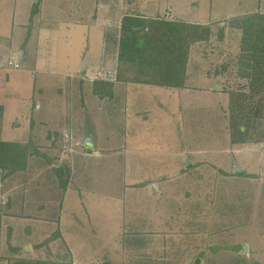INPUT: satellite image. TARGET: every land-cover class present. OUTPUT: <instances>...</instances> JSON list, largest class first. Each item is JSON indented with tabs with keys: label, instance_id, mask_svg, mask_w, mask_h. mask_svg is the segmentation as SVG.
Instances as JSON below:
<instances>
[{
	"label": "rangeland",
	"instance_id": "obj_1",
	"mask_svg": "<svg viewBox=\"0 0 264 264\" xmlns=\"http://www.w3.org/2000/svg\"><path fill=\"white\" fill-rule=\"evenodd\" d=\"M6 1L10 6L3 9L5 4L2 3L0 32L5 36L14 35V44L21 41L17 45L20 51V45L24 43L22 37L26 33L25 30L27 31L25 27L32 17L29 7L31 0ZM76 1L62 0L59 4L49 0L38 1L41 13L39 15L40 11L38 12L39 22L32 31L31 43L34 44L31 45L35 50L33 53L41 55L40 68L31 65L27 56L22 61L21 53L9 50L0 52V140L25 141L32 132L34 137L38 136L42 141L44 134L40 136L39 132H45L51 127L50 134H52L53 130L59 129L46 124L43 127L36 124V128H31L34 122H55L54 114L57 108L45 107L39 112L38 103L35 104V101L28 99L30 89L35 85L37 88L49 90L45 82L51 73L47 71H65L68 61L74 60L76 55H81L87 46L89 47L86 56H89L91 61L90 73L84 76L81 74L80 77H86L90 82L97 77L116 81L115 74L113 75L115 72L113 61L106 63L105 60L106 67L100 69L102 32L99 28L90 25L92 21H88L84 27L74 25L81 22V18L91 20L92 13L100 15V9H103L101 24L110 32L116 33L124 15L142 14L153 18L203 23L212 27L213 34L209 41L198 42L191 47L187 68L186 93L190 97L189 102L193 101L190 100L192 98L199 99L200 104L196 107L195 102L186 103L182 100L179 105L181 110L178 109V113L170 114V111H166L163 113L165 119H161L159 113L156 120L159 123L162 120L164 122L162 129L169 130L175 137L173 143L169 145L174 148L171 150V160H175L177 165H172L167 174H130L125 167L123 168V162H135V158L127 152V149L120 147L125 143L122 141V135L131 127L132 122L135 124V106L130 102L127 105L125 101V104L121 105L119 98L116 102L105 99L99 106L96 96H91L90 99V95H87L89 97L86 99L87 109L83 110L81 94V98L76 96L73 100L76 106L72 111L71 108L69 112L67 111L68 117H58L57 122L66 123L60 127L62 139L66 140L63 150L55 152L50 146H45V150L48 151V155L58 157L57 165L65 166L69 163L70 166L79 168L78 179L86 182L87 185L84 187L88 189L84 192L89 193L86 195L85 204L78 201L79 198L76 201L71 197L72 204L67 209L68 213L74 215L73 220L77 221L78 225L82 219L87 225L86 229L90 226L87 221L85 222L83 214L90 210L93 223L101 219L102 222L98 225L102 226L105 219H108L112 223L113 233H116L120 226L124 231L121 238H111L113 241L96 238L92 236V232L88 238L91 242L89 247L85 241L86 237H78L85 232L79 231L76 237L72 234L73 237L67 239L68 249L72 250L73 241H75L72 245L74 251L85 242L87 247L81 249L84 252L82 256L97 255L92 262L96 264H264V142L240 145L231 142L228 93L222 90L225 73L221 71L224 65H233L232 61L239 51L240 32L238 29L227 27L228 18L264 12V0H101V4L98 0H93L92 3L91 0ZM15 2L16 12H14ZM8 8L13 9L12 13H7ZM9 22L15 23L16 29L13 33L10 31ZM33 22L34 19L31 25ZM221 28H224V31L220 39ZM84 43L86 46L83 49ZM71 55L74 57L69 58ZM107 56L109 57L110 54ZM9 58L18 60L21 67L8 66ZM32 70L36 75L35 78L31 76ZM219 72L221 73L217 76ZM115 85L117 97L129 91L127 88L130 85L125 82H117ZM71 94L77 92L70 89L69 100L73 99ZM46 113L53 116L45 118ZM85 116L93 121L90 124L86 119V129H90V132L96 129L94 121L96 126L97 121L98 124L99 121L103 124L100 126L103 128L100 143L110 150L92 152L80 159L75 156L73 150L72 139L78 134L72 124L83 123L86 121ZM76 129L78 131V128ZM112 131L114 133H111ZM95 132L98 134V130ZM127 132L130 133L131 130ZM153 132L158 133L159 128L154 129ZM81 134L84 143L88 137L87 134L83 136V132ZM187 147L188 151L185 150ZM179 150H183L182 156H179L181 154ZM184 157L191 161L189 165L184 163L186 162ZM37 166L35 160L30 164L31 168ZM30 174L32 171L27 175ZM20 175L19 172L13 174L11 178L16 184L15 187L11 189L2 185L0 194L5 192V197H8L11 193L20 198L22 180ZM41 179L43 180L41 182L50 188L44 175ZM144 181L150 184L141 187L146 193L144 198L142 195L137 198L142 211H146L149 200L168 201L171 195L169 204L172 224L169 226L168 223L162 228L161 221L157 229H164L168 233V237H164L163 248L159 245L160 240H155L156 237L146 238V241L155 240V242L150 246L145 241L144 250H141L142 245L135 243L137 237H140L139 232L148 228L145 225L143 229H138L141 223L132 221L138 217V214H135V202L129 201V198H134L132 190H135V183ZM151 181L158 182L162 191L157 196L148 197L147 193L149 194L155 186ZM39 192L43 195L47 191L42 190L40 186ZM31 193L28 197H31ZM36 194L37 192H34L35 197ZM104 198L107 199L108 204L96 202L106 201ZM26 200L31 202L30 198L26 197ZM19 203L20 200L17 204ZM2 211L3 208L0 207V212ZM105 212L107 213L102 214ZM179 215L185 221L179 222ZM1 227L5 229L6 224L0 223ZM152 229L156 230V226ZM102 234L104 233L101 232ZM232 246H240V249H233ZM245 246L247 249L243 251ZM57 252L55 257H50L54 264L75 263L74 258L71 259L65 251Z\"/></svg>",
	"mask_w": 264,
	"mask_h": 264
},
{
	"label": "crops",
	"instance_id": "obj_2",
	"mask_svg": "<svg viewBox=\"0 0 264 264\" xmlns=\"http://www.w3.org/2000/svg\"><path fill=\"white\" fill-rule=\"evenodd\" d=\"M5 1L6 0H0V14L3 12V10H1L2 3L5 4V7L3 6V9L10 6L7 3V1L6 3ZM38 1L39 0L36 1L31 0V3L29 5L31 11L30 17L31 16L32 17L29 20V23L26 25L27 27H25L27 31L25 30L26 33H24L22 37L24 43L20 45V51H18L17 45L21 41H18L17 43L14 44L13 43L14 35L11 34L10 36H5L3 32H0V52L9 50L11 52L13 51L14 53H21L23 56L22 61L24 60L25 56H27L31 65L33 66L35 65V67L38 66L40 68V63L42 60L41 55L40 56L35 55V53H33L35 50L31 45L34 44L31 43L32 31L39 22L38 12L41 10L40 7H38L39 5ZM49 1H51L52 3L59 4L61 3L62 0H49ZM75 1L76 0H73V2ZM98 1L100 4L102 3L101 0ZM92 2L93 0H91V3ZM15 7H16V2L14 4V12H16ZM115 8L117 9L118 7L116 6ZM101 10L103 11V9H100V15L99 14L97 15V13H92L90 15L91 20H86L85 18L84 19L81 18L82 19L80 20L81 22H79L78 24L75 23L74 25H77L79 27L80 26L84 27L88 21H92L90 25L99 28V30L102 32L101 53L99 54V61L101 65L100 69L106 67L105 64L107 63V61H111V62L113 61V66H115L116 69L117 52L115 49L113 50L114 44L116 45L117 43V37L115 36L116 33L110 32L109 29H106L101 24V12H102ZM6 11L7 13H12L13 9L8 8ZM40 13L41 11L39 12V15ZM105 15L107 16L106 12ZM33 19L34 22L31 25V21ZM9 23H10L9 25L11 26L10 31H12L13 33L14 30L16 29L15 23L14 22H9ZM24 25L25 23L23 22V27ZM83 34L86 36L85 32ZM85 44L86 43L83 44V49L86 46ZM88 47L89 46L85 48V50L82 52L81 55L80 54L78 56L76 55L74 60L68 61V67L65 68V71H61V72H59L58 70L47 71L48 73H51L45 82L48 85L47 87L49 90L42 89V87L37 88V86L35 85H33V87L30 89L28 99L32 100L33 102L35 101V104L38 103L39 112L44 110L45 107L57 108L56 113L54 114L56 116L55 122L53 123L34 122V124H31V126L33 125V127L36 128V124H39L41 127L45 126L46 124V125L56 126L57 128L60 129V127L66 125V123L57 122L58 117L59 118L68 117L67 111L69 112L70 108L72 111V108H75L76 106V103L73 100L75 99L76 96L81 98V94L83 95V102H82L83 110L87 109L86 99L87 98L89 99L87 95H90V99L91 96H96L98 99L99 106L102 104V100L109 99L110 101L114 100V102H116L119 98V100L121 101V105H124L125 101H127L126 102L127 105L130 102L132 106H135V124L134 122H132L133 125L131 124V127L128 130H126L124 135H122V141L125 143L120 146L121 148H124V150L127 149V152L130 153L131 156L135 158V162L133 163L123 162L122 163L123 168L125 167L130 174L131 173L167 174L166 172L169 171V168L172 165H177V163H175L176 162L175 160H171V150H174V148L171 145H169L173 143L175 137L173 134L170 133L169 130L162 129L163 128L162 120L160 123L156 121L158 119V114L160 113L159 117L161 119H165V115L163 113L166 111H170L169 112L170 114H172L173 112L178 113V109L179 111L181 110V108H179V105L180 102H182V100H184L186 103L195 102V106L198 107V105L200 104L198 101L199 99L195 100L192 98L190 100L193 101L189 102L190 97L186 93V91H188V88L186 87L187 85H185V87L183 88H173V87L171 88L161 85H150V84H142V83H134V82H128L127 85L129 84L130 86L127 88V90L129 91L126 93L124 92L123 96L117 97L116 96L117 93L115 91L117 89L115 84L118 81L117 82L114 81L112 97L109 98L107 92L102 94L103 92L102 90H99L100 94L97 95L94 93L92 87L93 81L90 82L88 79H86V77L85 78L80 77L81 74H83L84 76L90 73L91 61L89 59L90 57L86 56L88 53ZM109 54L110 56L108 57L107 55ZM73 57H74L73 55L69 56V58H73ZM9 60H14L19 62L18 60L13 58H9ZM33 71L34 70H32L31 76L35 78L36 75L33 73ZM49 79H51L50 84H49ZM70 89L74 90V92H77V94H71L73 96L72 100H69ZM173 91L175 93H173ZM36 93L38 94L37 95L38 99L36 97ZM173 95L174 97H172ZM66 102H67V106H66ZM189 106H192V104H189ZM65 109H66V113H64ZM52 116L53 114L50 113H46L44 115L45 118H51ZM86 119L89 120L90 124L93 122L88 116H85V120ZM102 125L103 124L100 123V121L99 124L97 121V126H96V123L94 121V127L96 128L95 131L98 130V134H96L95 131L90 132V129L89 130L86 129L87 120L84 121L83 123H79L78 125L75 123L74 125L72 124V126L74 127V129L78 134L72 139V141L74 142L73 150L75 151L74 153L75 156L82 159L81 158L82 156L86 157L89 153L92 152H96V151L106 152L110 150L103 143H100V139H102L101 132L103 131V128H100V126ZM76 128H78L79 132L77 131ZM157 128H159V132L154 133L153 132L154 129ZM59 129L53 130L52 134H50V132L52 131L51 127L49 130H46L45 132H39L38 134H40V136L44 134V137L42 139L43 142L40 140L38 136L34 137L31 131H30L31 134L29 135L27 140L19 141V142H27L31 137L35 139L37 142H39V145H41L40 146L41 150L44 151V153L48 154V151L45 150V146H50L51 143L54 141V144H52L53 146L50 147H52V149L55 152L57 151L61 152L63 150L66 140L62 139V134H61L62 130ZM82 129L83 131H81ZM129 130H131L130 133L127 132ZM56 131L57 133H55ZM82 132H83V136L87 134L88 137L84 141V143L82 142V137H81ZM111 133H114V131H112ZM45 142H47L48 144ZM185 150L188 151V147ZM176 151L178 152V150ZM179 151L181 152L179 156H182L183 150H179ZM55 158L56 159L54 160V163L55 165H57L58 157L55 156ZM184 158L185 160L188 159L186 157ZM34 160L38 164L37 167L35 168L29 167L26 171L19 172L21 173L20 176L22 178L20 183L21 186L20 198H18L17 195H13L11 193L8 195V197H5L6 196L5 192L0 194L1 199L6 198L5 200L3 199V201H1L0 199V207L3 208V211L0 212V223H3V225L6 224L5 229H3L2 227L0 228V264H26V263L33 264L32 262H36L38 260L49 261L50 263L54 264L53 261H51L50 257L53 256L55 257V255L58 254L57 251L60 252L62 250L63 252L65 251L67 254H69V256H71V259L74 258L75 263L73 264H77L78 261H80V263L78 264H90V263L96 264L92 262L94 261V258H96L97 255L93 257L82 256L84 255V252L81 249L84 248L86 249L87 245L89 247L91 244V242L88 241V238H90L91 236L90 233L93 232L92 236L96 238L99 237L107 238V239H111V238L114 239L118 237L121 238L123 227L120 226L118 231H116V233H113L114 231H112L113 228L110 220L105 219V221L102 223V226L98 225L99 223L102 222L101 219L97 220L96 222L94 221L93 223L90 216V210L83 214L85 222L87 221L90 227L86 229L87 225L82 221V219L80 220V223L78 225V222L73 220L74 215L71 216L68 213L67 209L68 207L69 208L71 207L72 204L71 197H73V200L79 198L78 201H81L82 204H85V201L87 200L86 195L89 194V193L86 194L84 192L85 190L88 189L84 187L85 185H87L86 182L84 180L82 181L81 179H78L79 168L77 169L73 165L70 166L69 163H67L65 166L57 165L64 167V169L67 170V173L69 175L68 176L69 184L65 192L63 193L62 190L58 187V181L56 177L53 176L51 167L44 165L45 160L37 159V158ZM31 162H33V160ZM184 163L186 165L190 164V163L187 164L185 161ZM154 168L156 170H154ZM30 171H32V174H30L32 176L27 175L28 172ZM43 175L47 179V183L50 184V188H48L45 183L41 182L43 181L41 179ZM12 176L13 174L10 175L9 177L7 176L3 178L0 174V188L2 185L7 186L11 189L14 188L16 184L15 182L14 183L12 182V178H11ZM141 183H146V181L135 183V190H132V195L134 196V198L133 199L129 198L130 200L127 199V201L133 200V202H135V214H138V217L132 221H135V223L136 222L141 223L138 229H143L142 227H145V225H147L148 229L144 228L142 232H139L140 237L141 236H144V238L156 237L155 240L159 239L161 242L159 245H161L160 247L163 248L164 237L166 236L168 237V233L164 229L162 230H157V229L160 226L159 223L161 221L163 225L162 228H164V226L166 227V224L168 223L169 226L170 224H172L173 218L171 219V209L169 204L171 202V195L168 201L166 199H163V201L157 199L154 202H152V200H149L146 211H142L139 206L140 201H137V198H139L140 195H142L144 198L146 194L143 192V190H141V187L145 186V185H141ZM148 183L150 184V182ZM152 184L155 186L152 185L153 189L149 192V194L147 193L148 197L150 195L157 196L162 191V189L158 185V182H152ZM40 186L42 187V190L47 191L44 192L43 195H41L39 192ZM34 192H37L36 197L34 196ZM29 193H31L30 194L31 197H28ZM165 194L166 192L163 194L164 197ZM26 197L28 199L30 198L31 200L30 203L28 200H26ZM104 199L106 201L97 200L96 202L97 203L105 202L108 204L109 202L107 201V199L106 198ZM18 200H20L19 204H17ZM106 213L107 212L102 214H106ZM162 217L163 219L161 220ZM178 221L183 222L185 221V219L181 215H179ZM153 226H156V230L152 229ZM57 230L60 232L59 234H55ZM79 231L85 232V234L78 235ZM94 232H96L97 234H94ZM101 232H103L104 234L101 235ZM72 234L75 235L74 237H76L77 235L79 238H82L83 236L86 237L85 241H87V245L84 242V245L83 243L82 245L80 244L81 247L77 248L74 251L72 245L74 244L75 241H73V243L71 244L72 250L68 249L67 239L72 238L73 237ZM112 239L111 241H113ZM155 240L154 241L147 240L146 242L151 246L152 243L154 244ZM111 244L115 245L112 242ZM162 248L160 249V251L162 250Z\"/></svg>",
	"mask_w": 264,
	"mask_h": 264
},
{
	"label": "trees",
	"instance_id": "obj_3",
	"mask_svg": "<svg viewBox=\"0 0 264 264\" xmlns=\"http://www.w3.org/2000/svg\"><path fill=\"white\" fill-rule=\"evenodd\" d=\"M227 27L240 32L239 51L233 65L226 64L221 70L225 73L222 90L228 93L231 142L239 145L264 142V12L228 18ZM223 31L224 28L219 29L220 39ZM212 34V27L203 23L126 14L121 18L115 35L117 43L113 50L117 52V67L113 75L118 82L183 88L191 47L198 42L209 41ZM92 87L97 95L102 90V94L107 92L109 98L113 96L114 81L97 77ZM52 144L54 141L50 146ZM40 146L31 137L27 142L0 140L1 176L4 178L26 171L32 160L44 159V165L51 167L58 187L64 193L69 184L67 170L55 165L56 158L44 153ZM59 233L58 230L55 232ZM145 241L143 236L137 237L135 243L143 247L136 249L144 250ZM232 247L240 249V246ZM32 263L52 264L44 260Z\"/></svg>",
	"mask_w": 264,
	"mask_h": 264
},
{
	"label": "built area",
	"instance_id": "obj_4",
	"mask_svg": "<svg viewBox=\"0 0 264 264\" xmlns=\"http://www.w3.org/2000/svg\"><path fill=\"white\" fill-rule=\"evenodd\" d=\"M8 66H10V67H15V68H19L20 67V63L19 62H17V61H14V60H9L8 61Z\"/></svg>",
	"mask_w": 264,
	"mask_h": 264
},
{
	"label": "water",
	"instance_id": "obj_5",
	"mask_svg": "<svg viewBox=\"0 0 264 264\" xmlns=\"http://www.w3.org/2000/svg\"><path fill=\"white\" fill-rule=\"evenodd\" d=\"M186 163L189 164L190 161L188 159H186ZM244 250H246V246L244 247Z\"/></svg>",
	"mask_w": 264,
	"mask_h": 264
}]
</instances>
